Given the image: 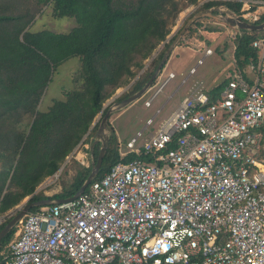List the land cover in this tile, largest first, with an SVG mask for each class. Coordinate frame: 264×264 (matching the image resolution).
<instances>
[{
  "label": "built area",
  "instance_id": "obj_1",
  "mask_svg": "<svg viewBox=\"0 0 264 264\" xmlns=\"http://www.w3.org/2000/svg\"><path fill=\"white\" fill-rule=\"evenodd\" d=\"M238 1L242 19L264 15V0ZM252 46L216 101L200 81L142 143V130L118 139L121 157L152 160H120L86 192L27 211L0 264H264V32Z\"/></svg>",
  "mask_w": 264,
  "mask_h": 264
},
{
  "label": "trees",
  "instance_id": "obj_2",
  "mask_svg": "<svg viewBox=\"0 0 264 264\" xmlns=\"http://www.w3.org/2000/svg\"><path fill=\"white\" fill-rule=\"evenodd\" d=\"M197 1L0 0V216L31 194L46 177L55 174L78 144L92 142L93 138H88L92 137L98 123L89 128L103 103L117 87L133 78L135 69H140L143 60L166 40L178 12L186 4ZM219 4L237 13L241 7L238 0H206L198 10ZM48 6L54 17H72L75 25L66 32L48 28L31 30L37 15ZM211 19L198 18L185 31L213 30L206 24ZM263 20L264 15L255 23ZM240 32L233 39V56L237 66L242 68L258 57L252 40L261 36L264 28ZM174 36L164 43L143 75L133 81L129 93L121 94L116 100L135 92L148 80ZM72 57L77 59L71 76L72 86L62 88V98L53 99L46 110H40L38 104L53 74ZM227 82L228 79L222 80L206 91L209 103L220 97ZM108 127V147L93 180L101 178L120 160L153 158L133 152L121 157L109 122ZM262 130L264 137V128ZM98 150L97 142L93 148L94 158ZM88 153H91L90 147ZM90 168V162L79 164L60 192L51 196L35 192L30 201L73 195ZM37 208L34 206L29 211ZM8 219L7 216L0 222V229ZM14 230L15 227L1 239L0 251L12 238Z\"/></svg>",
  "mask_w": 264,
  "mask_h": 264
},
{
  "label": "rangeland",
  "instance_id": "obj_3",
  "mask_svg": "<svg viewBox=\"0 0 264 264\" xmlns=\"http://www.w3.org/2000/svg\"><path fill=\"white\" fill-rule=\"evenodd\" d=\"M201 2L202 0H198L196 3H188L178 12L173 24L170 27V32L167 35V39L165 41H162L153 50L150 56L143 60L144 64L140 69H135V75L133 78H131L127 83H124L123 85L117 87L113 91L111 96L107 98L103 103V106L110 105L112 101L116 100L115 97H118L124 93H129L131 88L130 86L133 81L142 76L145 69H148L151 66L150 63L152 59L162 49L164 43L167 42V40L172 35H176L179 29L184 25L186 20L194 12L198 11V8L200 6L199 4H202ZM182 12L183 19L180 16ZM73 25H75L74 18L68 16L54 17L51 13L50 7L48 6L44 7L42 13L37 15L34 23L31 25V30L48 28L57 32H66ZM196 32L188 33L184 31V33L177 41L176 47L172 50L170 54L171 56H169L167 62L165 63L166 65L163 67L160 73V77L153 82L152 86L140 98H138L136 101L129 104L125 108L113 111L110 114L108 122L115 131L117 142L118 139H120L125 145L126 141L133 137L137 133V131L142 130L143 136H140L138 138V142L142 143L144 140V134L150 130L154 131L176 108L178 97L184 94V90L186 87L195 82L201 81L203 87L205 89H209L215 86V84H217L221 80L223 75L219 71V69L229 68L232 65V56L229 55L221 58L218 51L220 47L224 46V44L227 46L228 50H230V47H233V40H231V37L229 35H221L220 38H206V44L212 48L213 54L204 58L202 64L196 66L195 72L187 77V79L179 87L175 95L166 100V97L172 92V90H174L175 87L179 85V83L188 74L189 69L195 65L197 58L202 56L204 52V49L201 51L195 49L197 48L194 45L197 42L195 39H199V36L201 37V35H199V33L196 34ZM223 38L226 40L223 41ZM229 52L230 51H228V53ZM229 54L232 55V52ZM76 66L77 59L76 57H72L64 61L58 67V70L53 74L52 80L48 83L47 87L44 90V93L41 96L40 102L38 104V108L40 110H46L52 103L53 99L62 98V88L72 86L71 76ZM169 70H173L175 72V78L169 81L162 88V90L159 92V94L156 95L149 106H146L144 103L145 100L152 95L159 83L166 78ZM157 80L159 83L156 82ZM117 93L118 96H116ZM161 105L162 107H160ZM159 107L160 110L158 113H156L157 108ZM101 117L102 115L98 113L93 122L99 124ZM148 118H153V121L145 126ZM96 130L92 132V137H89L88 140L94 137ZM84 137L85 135L83 136V138ZM89 147L91 148V143L89 142L78 144L70 153L69 157L60 166L58 171L52 176L46 177L39 185H37V187L35 188L37 189L36 192H43L47 196H51L54 193L60 192L64 184L68 183L71 180L72 176L75 174V171L79 167V164L87 165L90 162V154L88 153ZM26 197H24L19 203L23 202ZM15 206L1 215L0 218L7 217V215L14 211Z\"/></svg>",
  "mask_w": 264,
  "mask_h": 264
},
{
  "label": "water",
  "instance_id": "obj_4",
  "mask_svg": "<svg viewBox=\"0 0 264 264\" xmlns=\"http://www.w3.org/2000/svg\"><path fill=\"white\" fill-rule=\"evenodd\" d=\"M210 17L214 19L221 20L231 26H235L239 29H246V30H258L264 28V20L260 23H252L247 20L242 19L235 11L230 9L225 4H219L214 5L205 9L198 10L194 12L184 23V25L179 29L177 34L173 37V39L169 42L167 47L165 48L160 60L158 61L155 69L153 70L152 74L148 78V80L135 92L130 93L126 97L114 100L110 103L108 106H102V110L104 108L105 112L103 113L97 130L95 132V135L91 142V153H90V172L87 175V177L84 179L83 183L80 185L79 189L71 196L64 197V198H45L40 199L36 201H30L31 196L36 192L37 189H35L31 194H29L26 199L17 204L15 206L14 211H12L9 215L8 221L4 224V226L0 229V241L1 239L14 227L16 222L27 212L30 208L34 206H40L44 204H52V203H58L63 202L66 200H69L71 198H74L75 196L79 195L81 192L84 191V189L90 184V182L95 178L96 174L98 173L103 157L106 153L107 147H108V140L110 135V129L108 127V118L110 114L113 111L123 109L129 104L136 101L138 98H140L153 84V82L157 79L159 74L161 73L163 67L165 66V63L167 62L172 50L176 47V43L181 37V35L184 33L186 28L196 19L201 17ZM171 36V35H170ZM169 38V37H168ZM167 39V38H166ZM118 96V93L116 94ZM114 98V97H113ZM112 98V99H113ZM116 98V97H115ZM102 110L99 112L101 114ZM96 122H93L89 129H91ZM87 134V133H86ZM85 134V135H86ZM99 143V150L97 153L96 158H94L93 155V148L96 143ZM70 155V154H69ZM69 155L66 157V159L69 157Z\"/></svg>",
  "mask_w": 264,
  "mask_h": 264
},
{
  "label": "crops",
  "instance_id": "obj_5",
  "mask_svg": "<svg viewBox=\"0 0 264 264\" xmlns=\"http://www.w3.org/2000/svg\"><path fill=\"white\" fill-rule=\"evenodd\" d=\"M211 29H213V30H202V29H199L198 31H197V33H199V35H201V37L199 36V39L198 38H196L195 40L197 41L194 45L197 47V48H195L196 50H199V51H201V50H203L204 49V51H205V49L208 47V48H211L210 46H208L207 44H206V38H210V39H215V38H220L221 37V35H225V36H227V35H229L230 37L232 36V35H234V33H238V29L239 28H237V27H235V26H231V25H229V24H227V23H225V22H223V21H221V20H218V19H211V20H209V22H207L206 23ZM239 30H241V29H239ZM196 33V34H197ZM224 40H226V39H224L223 38V41ZM232 40V39H231ZM222 41V42H223ZM229 42H231V41H229ZM233 44V47H230V50H228L227 49V46L224 44V46H222V47H220L219 48V55L221 56V58L222 57H226V56H232L231 58H232V65L229 67V68H220L219 69V71L222 73V78H221V80L219 81V82H221L222 80H225V79H228V77H229V75H230V73H231V71L233 70V68H234V65H235V60H234V57H233V52H234V46H235V44H234V42L232 43ZM205 46V47H204ZM232 48H233V51H232ZM211 50H212V48H211ZM228 51H230L229 53H231L232 52V55L231 54H229L228 53ZM213 54V50H212V52L211 53H209V54H204V52H203V54H202V56H200V57H198L197 59H199V58H201V57H203L204 56V58H206V57H208V56H210V55H212ZM171 56V55H170ZM204 58H203V60H204ZM203 62V61H202ZM196 64V63H195ZM202 64V63H201ZM166 65V64H165ZM193 67V66H192ZM190 70V69H189ZM169 72H173L174 74H175V72L173 71V70H169ZM168 72V73H169ZM219 72V73H220ZM190 74H192V73H189L188 72V74L184 77V79L179 83V85L177 86V87H175L174 88V90H172V92L166 97V100H168V99H170L171 97H173L174 95H175V93L178 91V89H179V87L183 84V82L187 79V77H189V75ZM175 76L176 75H174V77H172L171 79H169V81H171L172 79H174L175 78ZM167 77V76H166ZM158 78V77H157ZM168 81V82H169ZM156 82H158V80L156 81ZM167 82V83H168ZM218 82V83H219ZM159 83V82H158ZM157 83V84H158ZM166 83V84H167ZM196 83H198V82H195V83H193V84H191L190 86H188V87H186L185 88V90H184V94L183 95H180L179 97H178V100H177V104H178V102L184 97V96H186V94L191 90V89H193L194 88V86L196 85ZM217 83V84H218ZM165 84V85H166ZM217 84H215V85H217ZM164 85V86H165ZM163 86V87H164ZM162 87V88H163ZM202 87H203V85H202ZM214 87V86H213ZM213 87H211V88H209V89H205L204 87H203V89H204V91L206 92V91H208V90H210V89H212ZM162 90V89H161ZM160 90V91H161ZM159 91V92H160ZM159 92H158V94H159ZM156 97V96H155ZM164 104V103H163ZM162 104V105H163ZM162 105L160 106V107H162ZM159 107V108H160ZM159 108H157V109H159Z\"/></svg>",
  "mask_w": 264,
  "mask_h": 264
},
{
  "label": "bare ground",
  "instance_id": "obj_6",
  "mask_svg": "<svg viewBox=\"0 0 264 264\" xmlns=\"http://www.w3.org/2000/svg\"><path fill=\"white\" fill-rule=\"evenodd\" d=\"M189 9V8H188ZM187 11V10H186ZM185 14V13H184ZM180 16H181V18L183 17V12L180 14ZM178 18H180V17H178ZM183 19V18H182Z\"/></svg>",
  "mask_w": 264,
  "mask_h": 264
}]
</instances>
